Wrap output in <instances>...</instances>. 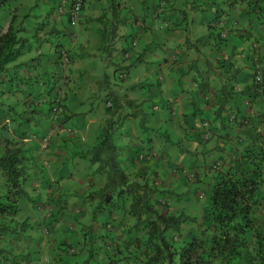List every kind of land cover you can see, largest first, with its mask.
<instances>
[{"label":"crops","instance_id":"0c3cea01","mask_svg":"<svg viewBox=\"0 0 264 264\" xmlns=\"http://www.w3.org/2000/svg\"><path fill=\"white\" fill-rule=\"evenodd\" d=\"M153 1L154 13L144 14V21L148 24L146 19L152 23L158 18L164 25L160 30H154L153 22L150 25L152 31L143 32L141 28V33L137 24L140 23L138 16L142 14L135 13L127 0H113L116 12L113 10L114 14L106 18L102 16L105 17L111 11V4L106 6L104 0H87L83 13L75 20L67 14L56 12L47 16L34 11L30 14L28 11L21 12L17 22L23 21L25 27V32L21 35L28 38L24 45L26 52L0 74V82L9 93L3 96L6 105L10 103L18 111H34V122L28 135L23 138L18 133L10 135L19 139L26 150L25 163L29 179L33 176L44 184L56 182V185L47 190L49 196L53 191L54 196H63L66 212L76 215L80 211V220L86 225L92 222L95 206V203L88 202L86 198L92 191L99 190L106 178L96 172L98 165L92 164L89 157L82 153L96 142L100 128L112 114L107 105L103 111L99 105L93 104V100L97 97H104L105 102L114 97L126 100L127 105L124 104L120 112L128 115L127 120L116 132L115 139L121 147L123 167L128 172L135 173L138 168H150L156 170L158 175L162 173L165 176L166 170L171 169L166 165L174 166L176 162H183L184 167L191 168L196 164L200 165L207 152L212 159L225 157L229 148H217L219 145L225 146L220 137L223 135L220 119L211 124L212 130L216 131L214 138L207 144L202 143L205 137L210 136L208 120L220 113L226 117L234 102L239 100V95L231 94L224 107L217 112L224 101L219 88L221 83H226L221 75L222 69L217 66L228 67L234 64L233 68L244 71V76L249 75L254 64L252 54L257 52L251 47L253 35L261 36L264 42V13L260 16L250 13L252 5L248 8L246 3L242 4L239 0L195 2L193 7L204 3L207 7H215L217 14L211 20H200L194 28V23L190 26L187 20L183 0ZM260 5L264 6L262 3ZM25 15L28 17L24 18ZM32 17L36 20L28 23L27 20ZM111 19L112 23L109 22ZM10 20L8 12L4 27L8 26ZM37 27L42 29L35 37ZM51 29L55 30L53 34L49 32ZM198 29L203 30V34H190ZM211 35L215 36L214 40L209 38L203 43L197 41L200 37ZM162 41L166 45L165 56H158L156 60L150 61L152 64L156 63L151 72L142 73L143 78L134 82L126 81L130 66L141 61L148 62V51L154 42L160 44ZM58 44L66 47L70 53V65L66 68L60 65L56 48ZM141 44L144 48L137 49ZM257 47L264 46L258 44ZM232 54L236 56L222 64ZM77 61L80 63H76ZM110 66H115L116 69L129 66L125 70L127 77L123 80L124 83L112 87L108 78ZM196 71L197 74H194ZM65 76L70 77L69 81L65 80ZM250 81V78H246L240 83L248 86L252 83ZM62 86L68 93L64 101L67 106L66 116H71L65 126L56 125L51 114L53 90ZM216 86L219 88H215ZM24 91V96H19ZM157 99H161L162 103ZM129 102L132 103L131 107ZM260 106L262 105L258 102L257 109ZM242 107L246 109L244 105ZM247 111L248 115L256 112L251 108ZM143 117L148 127L165 132L171 141L179 144L173 145L166 138H160L149 130L143 131L140 127ZM6 120L9 122L10 119ZM232 132L238 133L229 129V133ZM156 146H160L162 156L167 161L165 165L139 164L136 161L137 150L153 147L150 151L158 153L154 148ZM32 158L36 161L35 164H29ZM38 167L41 173L36 176L35 169ZM185 174L182 173L181 176L185 177ZM110 209L107 207L97 213V220L102 219L107 211L113 210ZM73 224L76 227H66L68 224L55 227L56 234L52 237L54 241L50 238L52 241L49 243H42L39 229L29 227L22 231L16 242L12 240L15 244H10L9 247L16 253L30 254L33 263L43 260L46 255H53L54 260H61L60 264H80L87 255L71 254L80 253L79 248L83 242L81 225ZM58 237V241H55ZM105 261L99 256L90 264H105Z\"/></svg>","mask_w":264,"mask_h":264},{"label":"trees","instance_id":"16d2710c","mask_svg":"<svg viewBox=\"0 0 264 264\" xmlns=\"http://www.w3.org/2000/svg\"><path fill=\"white\" fill-rule=\"evenodd\" d=\"M12 1L0 0V11L9 10L11 16L7 27L0 24V74L5 72L10 63L25 54L24 45L28 41V38L21 35L25 32V27L23 21L17 22L18 16L11 9ZM256 2L264 4V0H256ZM249 4L255 6L252 3ZM259 6L256 9L257 12L252 8L250 13L262 15L264 6ZM114 12H116L115 9ZM27 17L28 15L24 16V18ZM41 29L42 27L36 28L35 37ZM49 32L53 34L55 30L51 29ZM205 40L206 37H200L197 41L203 43ZM61 47L63 46L60 44L56 45L58 56ZM259 55H261L259 64L264 67V51ZM69 58L71 61L70 53ZM227 62L228 59H224L222 64ZM128 67H120V76L126 77L125 70ZM120 68L117 70L119 71ZM227 86V83L221 85L220 92L224 101L217 112L224 107L228 96L234 92ZM246 94L252 101L258 100L262 103V109L257 112L256 116L260 124L259 134L254 138L255 143H253L259 148L257 154L250 156L254 168L242 176L229 171L216 174L204 215L205 220L211 225L212 232L202 231L201 234L195 233L183 239V227L188 223H197V217L186 212L170 213L166 210V206L161 203L162 198L168 194L175 196L176 192L158 186L150 177L151 174L156 175L155 171H151L150 174L141 169L132 176L123 167L121 147L116 142L115 134L124 126L128 115L120 112V108L124 105L121 97L109 100L112 105L107 109L112 113L111 116L100 128L96 142L82 153L83 156L89 157L92 164L98 165L96 172L104 175L106 182L99 190L89 193L86 198L88 202L95 203V206L91 224L81 225L83 242L79 250L84 248L83 252L85 254L87 251V256L80 264H90L95 257H99L97 252L100 235H93L94 222L97 221L96 214L107 207L116 209L120 205H122L121 211L124 210L135 220L132 228L134 240L140 242V233L145 236L146 264H240L244 250L251 246L250 264H264V233L256 225L253 217L255 208L264 203L262 196L264 184V69L253 76L252 83L247 86ZM232 95L237 96L238 94ZM63 105L66 114L67 106L65 103ZM125 105H127L126 102ZM131 105L132 103L129 102V107ZM5 106L4 102L0 103V121L10 119L13 125L12 133H18L20 138L26 137L34 122V111H18L11 105L6 108ZM211 119L214 122L220 119L224 127L228 123L220 116ZM140 127L143 131L149 130L160 138H166L173 145L179 144L171 141L165 132L148 127L144 117L141 119ZM6 130L10 131V129ZM10 135L11 132L7 138L5 137L4 147L0 152V178L4 181V191L0 194V264H32L33 259L29 256L30 254L16 253L13 248L2 246L3 238L11 240L17 234L20 235L21 230H27L26 224L21 223L16 226L17 222L15 224L12 222H15V215L22 208V199L33 200L26 189L29 179L25 163L26 150L21 141ZM126 201L129 202L127 205ZM8 219L9 222H7ZM85 228L88 230H84ZM176 238H181V240H176ZM106 248L110 250L112 247L108 245ZM105 264L109 263L105 261Z\"/></svg>","mask_w":264,"mask_h":264},{"label":"rangeland","instance_id":"374dc122","mask_svg":"<svg viewBox=\"0 0 264 264\" xmlns=\"http://www.w3.org/2000/svg\"><path fill=\"white\" fill-rule=\"evenodd\" d=\"M127 1L128 3H130L131 9L135 13L142 14L138 16L140 17V23L137 24V26H140L139 33H141V28L143 32H148L149 30L152 31V27L150 25L153 22L154 24L152 26L154 30H160L161 27L164 25L161 21H159L158 18H155V20H153L152 23L150 22V20L146 19V22L148 24H146L144 21V14L152 15L154 13L153 0H127ZM58 2L59 0H18L16 2L13 0L11 4V9L14 11V13L17 14V16L21 15V12H26V11H28L29 14L31 13V11H34V13L40 14L41 16L44 15L47 16L55 13L56 5ZM195 2L196 3L202 2V0H183V8L186 10L188 14L187 20L189 21L190 26L194 23L193 28L195 25H197V23L200 22V20H205V21L211 20L215 18L217 14L215 7H207L205 6L204 3L201 6L199 5L198 7L197 6L193 7ZM108 3L111 4V6L109 7L111 8V11H108V14H105V17L103 15L102 18H106V16L110 17L112 16V14H114L113 10L115 9V7L113 6L114 5L113 0H104V4L106 6ZM241 3L242 4L246 3V6L248 8H251V5L249 3L254 4L255 6H252V8H254V11H256V9L260 7L259 2L257 3L256 0H249V2L248 0H241ZM8 12L10 11L4 10V12H0L1 25L5 24L4 23L5 16L7 15ZM32 20H36V18L32 17L27 21L28 23H31ZM109 22L112 23V19L109 20ZM190 34H192L193 36H199L203 34V30L201 29L193 30ZM215 35H217L216 32ZM256 35L254 34L252 37L251 47L252 49L254 48L255 51L257 50V52H254V54H252V61L254 64L253 67H251L250 70L251 72H249V75L244 76L245 73L244 71H241L237 67L233 68L234 64H232V66L229 65L228 67L221 66L219 64L217 66L219 69H222L221 75L223 79H225L228 85L227 86L228 89H231L232 91L234 90L232 94L239 95V100L234 102L233 106L228 111L226 117L221 116V113L218 115L220 116V118L222 117V119L225 118L228 123L225 125V127L223 126V135L220 136L223 139V143L225 144V146L219 145L217 146V148L220 149L229 148L228 151L229 153H227L225 157L212 159L211 156L207 154L208 153L207 152L204 154V157L201 159V164L200 165L196 164L191 168L184 167L183 162H176L175 165L177 166L166 165L171 169H169V171L166 170L167 174H165V176L162 173L158 175V172H156V170H151L150 168L148 170L144 168H138L137 170L139 171L142 169L147 171V173L149 172L150 174L151 171H155V173L157 174L156 175L151 174L150 175L151 179L154 180L156 183L158 182V186H160L161 188L166 190H174L176 192L175 196H171L168 194L167 196H165V198H162L161 203L164 206H166V210H168L170 213L186 212L192 216L197 217L198 219L197 223H188L183 227L182 239L189 238L195 233L201 234L202 231H204L205 233L212 232L211 225L208 221L205 220L204 215H205V208L209 202V196L211 193V188L214 183L216 174H218L221 171H229L231 173L242 176L251 172L254 168V164L253 162H251L250 156L257 154L259 148L257 144L255 146L253 145V143H255L254 138L259 134L260 124L256 116H257V112H259L260 109H262V107L260 106V109H257L258 100L252 101L250 97H248V95L246 94L247 86L246 85L243 86L240 82L245 80L246 78L248 79L250 78L251 80L250 82H252L253 76L259 74L261 70L264 69V67L261 64H259V60L261 56L259 55V53H262V51H264L263 50L264 47H260V48L257 47L258 44H262L264 42L262 41L261 36L258 37ZM209 38H212L214 40L215 36L211 35L206 37V39ZM144 41L146 42V39H144ZM152 46H153L151 48L152 50L150 49L151 51L149 50L147 53L149 61L148 62L141 61L136 65L135 64L131 65L130 73L128 74V79L126 81L134 82L138 78H143L141 77L142 73H146L148 71L151 72V69L156 66V63L152 64L150 61L156 60L158 56H162V57L165 56L166 45L163 41L160 44L154 42ZM138 48L142 49L144 48V46L141 44L139 47H137V49ZM134 51L137 50L135 49ZM235 56H236L235 54H232L228 59V61ZM69 63L67 65H64L60 62V65L62 66V68H66L68 67V65H70ZM76 63H80V62L77 61ZM121 68L119 70L120 73H121ZM119 71L115 68V66L109 67L108 78L111 82L112 87H114L115 85H119V83L125 82L123 80L126 79L127 76L126 77L120 76ZM193 73L197 74V71ZM163 75L165 76V70H163ZM65 77H66L65 80L69 81L70 77L69 76H65ZM163 83H165V80ZM67 84H69V82ZM223 84L224 83H221V85ZM215 88H219V87L216 86ZM5 89L6 87L0 82V101L4 102V105L6 103L5 101H3V96L4 94L7 93ZM58 91H60L61 93L60 95L64 103L68 94L66 92L67 90L64 88V86H62L57 88V92ZM140 91L141 90L139 89L138 92ZM123 93L124 92H122V94ZM24 94L25 91L20 92L19 96H24ZM7 97L8 96L6 95L5 98ZM160 97H162V95H160ZM157 100L159 103H162L161 99L160 100L157 99ZM93 101L95 102L93 104L99 105L103 109V111L106 110V105L107 107L109 106L108 105L109 100L105 102L104 97H97ZM123 101L125 104L126 100L123 99ZM260 104L262 105V103ZM9 105L11 104L9 103ZM9 105H6L5 108ZM243 105L246 107V109L242 107ZM248 108H251L252 110L256 111L254 115L247 114ZM244 111L246 112L244 113ZM70 117L71 116H66V114L60 115L59 119L54 118V122L56 125L65 126L68 118ZM208 122L210 123L209 125L210 136L209 138L205 137L204 140L202 141V143L204 142L205 144L211 141L216 134V131L212 130L211 127V124L212 123L214 124V121H212V119H209ZM249 128L252 129L249 130ZM6 129H10V131ZM12 129H13V125L11 121L8 122L6 119L0 121V152L4 147L5 139L7 138V136H9L10 132L11 135H13ZM229 129L237 131L238 133L235 132L229 133ZM148 136L150 135H147V137ZM18 141L20 140L18 139ZM159 147L160 146L154 147L158 153L153 154V156L150 159H146V160H142L140 155L144 152H147V150L150 151L151 149H153V147L147 150L145 149L137 150L136 161L139 164H150V165H152V163H155L154 165H159L160 163L166 164L167 161H165V157L162 156ZM186 151L187 153L189 152L188 150ZM151 152L154 153L156 151H151ZM35 163L36 161L33 160V158L30 159L29 164H35ZM180 166H183V168ZM38 168L35 169L36 176H38V174L41 173L40 167ZM136 172L135 173L128 172V173L133 176L134 174H136ZM185 172L187 174H185ZM182 173L185 174V177L181 176ZM35 178L37 177L32 176L30 179H28L26 185V189L33 200H29L27 198L22 199L21 202L22 208L15 215V222H12V224H15L17 222L16 226H19L18 224L24 223L27 225V229L29 227H32V229L34 228L39 229L40 230L39 233L42 234V243L44 242L49 243L50 241H52L53 235L56 234L54 229H56L55 227H57L58 225L64 226L65 224H68L65 226L69 227V225H71V227H76V224L73 223H77L80 225L84 224L79 217V215L81 214L80 211L76 212V215H74L73 213L70 215L66 212L67 208L63 204L65 203V199L63 198V196L59 197V194L58 195L56 194V196H54L53 195L55 193L54 191L50 193L49 196L48 194L49 192H47V190L50 189V186L53 187V185H56L55 184L56 182L55 183L51 182L52 184L51 183L44 184L39 179H35ZM3 191H4V181L2 180V178H0V194L3 193ZM32 195L35 198L32 197ZM262 196L264 198V184L262 187ZM128 203L129 202L126 201V205ZM121 206L122 205L118 206L117 208L118 210H115V207L113 208V210H111L112 209L111 208L110 209L111 212L107 211L105 213V216L104 217L102 216V219L94 222L95 227H94L93 235L94 236L100 235L99 243H98L99 248L97 254L101 258L105 259L106 262H108L109 264H146L147 254L145 251L146 248L144 246L145 236L143 235V233H140L139 234L140 242L134 240L133 238L134 233L132 228L134 225L133 221L135 220L130 215L126 214L124 210L121 211L122 209ZM117 216L119 217L117 218ZM253 217L256 225H258V227H260L262 232L264 233V203H262L261 206L255 208ZM7 222H9V219L7 220ZM17 229H20V227H17ZM84 230L87 231L88 228H85ZM17 235L13 237L11 240H8L7 238L6 239L3 238L2 246L5 247V246H10V244H15L14 242H12V240L15 241ZM58 239L59 237L55 238V241H58ZM177 239L181 240V238H176V240ZM52 244H54L55 246L57 245L56 242H52ZM108 245L112 247L110 250L106 248V246ZM16 247L17 245L15 246V248ZM83 250L84 248H82L80 253L72 252L71 254L73 255L74 253V255L76 256L82 255L84 253ZM86 252L87 251H85V254ZM243 253L244 254L240 264H250L251 263L250 257L252 255V246L249 249L244 250ZM41 260L42 259H40L38 263L32 262V264H53V262H55V264L57 263L60 264L61 262V260H57V259L54 260L53 255H46L43 258V260L42 261ZM62 264L65 263L63 262Z\"/></svg>","mask_w":264,"mask_h":264},{"label":"built area","instance_id":"2783aa9c","mask_svg":"<svg viewBox=\"0 0 264 264\" xmlns=\"http://www.w3.org/2000/svg\"><path fill=\"white\" fill-rule=\"evenodd\" d=\"M86 0H59L56 5L55 12L57 14H67L73 20L79 17L83 11ZM59 60L62 64L67 65L69 63V51L65 47H61L59 49ZM123 76V75H121ZM59 92V93H58ZM57 92V89L53 91V99L51 104V114L53 118L59 119L60 115L65 114V108L63 105L62 97L60 91ZM108 105L111 106V101L108 102ZM153 154L156 152L147 151L140 155V157L144 160L150 159Z\"/></svg>","mask_w":264,"mask_h":264}]
</instances>
